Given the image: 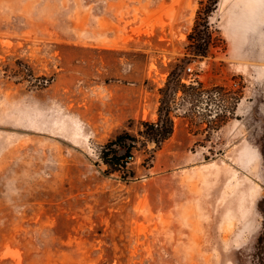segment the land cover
Here are the masks:
<instances>
[{
	"label": "rangeland",
	"instance_id": "rangeland-1",
	"mask_svg": "<svg viewBox=\"0 0 264 264\" xmlns=\"http://www.w3.org/2000/svg\"><path fill=\"white\" fill-rule=\"evenodd\" d=\"M201 1L0 0V264H264V0H217L132 178L100 157L157 120Z\"/></svg>",
	"mask_w": 264,
	"mask_h": 264
},
{
	"label": "trees",
	"instance_id": "trees-1",
	"mask_svg": "<svg viewBox=\"0 0 264 264\" xmlns=\"http://www.w3.org/2000/svg\"><path fill=\"white\" fill-rule=\"evenodd\" d=\"M204 2L199 3L192 31L187 35L185 56L173 62L165 87L159 89L160 103L157 120H140L139 124L142 127L140 126L136 130L132 128L134 120H131L129 130H121L102 146L100 157L109 173L116 172L120 176L132 178L133 175H129V173L131 174L129 159L133 158L136 144L143 140L142 142H152L157 147L160 142L172 134L173 120L170 103L174 99L177 85L183 86L180 83L183 78V60L188 56L192 58L207 57L212 47V34L208 18L216 6L217 0H206V4Z\"/></svg>",
	"mask_w": 264,
	"mask_h": 264
},
{
	"label": "built area",
	"instance_id": "built-area-1",
	"mask_svg": "<svg viewBox=\"0 0 264 264\" xmlns=\"http://www.w3.org/2000/svg\"><path fill=\"white\" fill-rule=\"evenodd\" d=\"M186 69H187V71H191V67L190 66H188Z\"/></svg>",
	"mask_w": 264,
	"mask_h": 264
}]
</instances>
